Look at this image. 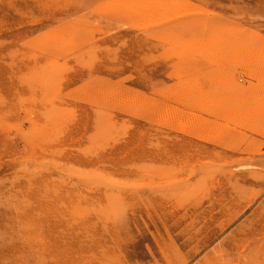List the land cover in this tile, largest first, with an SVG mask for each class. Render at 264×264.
Listing matches in <instances>:
<instances>
[{
    "label": "rangeland",
    "instance_id": "rangeland-1",
    "mask_svg": "<svg viewBox=\"0 0 264 264\" xmlns=\"http://www.w3.org/2000/svg\"><path fill=\"white\" fill-rule=\"evenodd\" d=\"M263 52L264 0H0V264H264Z\"/></svg>",
    "mask_w": 264,
    "mask_h": 264
},
{
    "label": "bare ground",
    "instance_id": "bare-ground-1",
    "mask_svg": "<svg viewBox=\"0 0 264 264\" xmlns=\"http://www.w3.org/2000/svg\"><path fill=\"white\" fill-rule=\"evenodd\" d=\"M164 14V13H163ZM180 35V34H179ZM262 50V49H261ZM264 53V52H263ZM261 55V54H260ZM221 57V56H220ZM245 59V58H244ZM259 59V58H258ZM256 60V59H255ZM255 62H257V61H255ZM258 65V64H257ZM258 67V66H257ZM257 69V68H256ZM22 73V72H21ZM20 74V73H19ZM41 83V82H40ZM46 85V84H45ZM44 85V86H45ZM49 85V84H48ZM53 86V85H52ZM37 87V86H36ZM50 87V86H49ZM49 87H47V88H49ZM45 92V91H44ZM260 93V92H259ZM30 98V97H29ZM53 99V98H52ZM209 101V100H208ZM207 101V102H208ZM35 102V101H34ZM211 102V101H210ZM33 103V102H32ZM63 107V106H62ZM212 107V106H211ZM65 110V109H64ZM255 111V110H254ZM224 112V111H223ZM48 115V114H47ZM46 115V116H47ZM73 117V116H72ZM240 117V116H239ZM232 120V119H231ZM116 121V120H115ZM28 133V132H27ZM159 133V132H158ZM150 135V134H149ZM52 137V136H51ZM122 137V136H121ZM53 138V137H52ZM123 139V138H122ZM154 139V138H153ZM152 139V140H153ZM108 140V139H107ZM162 143V142H161ZM96 144V143H95ZM102 144V143H101ZM99 145H100V143H99ZM161 146V145H160ZM95 147V146H94ZM110 147V146H109ZM112 147V146H111ZM95 152V151H94ZM104 153V152H103ZM91 154V153H90ZM54 156V155H53ZM56 156V155H55ZM98 157V156H97ZM155 166V165H154ZM185 166V165H184ZM178 168V167H177ZM152 170V169H151ZM99 180V179H98ZM223 180V179H222ZM96 184V183H95ZM171 194V193H170ZM164 200V199H163ZM202 200V199H201ZM2 219V218H1ZM3 243V242H2ZM232 244V243H231ZM251 251V250H250ZM115 254V253H114ZM252 256V255H251ZM253 257V256H252ZM255 259V258H254ZM254 262V261H253ZM263 263V262H262ZM81 264V263H80Z\"/></svg>",
    "mask_w": 264,
    "mask_h": 264
}]
</instances>
